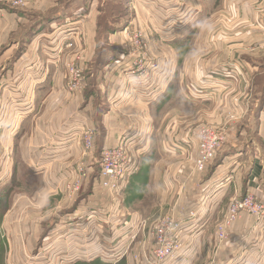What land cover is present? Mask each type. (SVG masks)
Returning <instances> with one entry per match:
<instances>
[{"label":"rangeland","instance_id":"1","mask_svg":"<svg viewBox=\"0 0 264 264\" xmlns=\"http://www.w3.org/2000/svg\"><path fill=\"white\" fill-rule=\"evenodd\" d=\"M56 1L58 4L57 7L42 13L36 8L39 0H25L24 4L20 7H14L0 2V9L5 10L8 12V15L13 17L12 12L16 15L20 14L24 16L22 17L25 19L26 24L20 26L19 30H17L19 33L18 38L20 39L18 44H21L20 48H23L24 46L22 45L25 44V42H22V38L27 39L28 34L35 27L42 25L43 22H46L49 18L51 19L55 14L66 13V17L69 18L74 11L81 8L84 10L80 17H71L72 21L66 22L64 21L65 19H62L59 25L52 27L48 31L49 34H45L47 38L45 42L51 46L49 47L47 45L48 50L46 53L48 55H54L58 59H55L57 62L56 65L62 61L63 55L65 56L64 62L61 64L64 67L58 72L60 76H65L66 85L69 81L66 66L74 65L75 63L79 65L82 73V80L80 81L81 90L74 95L68 93L67 89L66 92L69 94L68 96L75 105L76 110L80 111L84 106L82 97L87 91L88 83L94 84L98 80L105 81L102 78L103 74L100 73L102 67L94 68L97 66L98 60L93 62L94 65H88L89 57L87 56V51L85 52L91 43V41L86 42L87 38H90L89 33H87V26L93 24L95 20V18L93 19L94 14L97 16V13H102L103 8L99 3L103 0ZM115 1H117L116 4H109L104 7L105 14H101L99 21H97V31L92 36L96 53L98 48L106 51L119 48L117 45L112 46L108 43L106 33H109L110 30L107 28L110 25H113V27L122 25L120 23H122L124 18L121 14L129 15L130 12L126 7L127 0ZM191 1H164L170 9L172 7L169 4L177 5L173 9H178L179 11H176L178 12L177 14H181L178 20L180 18H187L189 16L188 11H193L190 18L198 15L202 11L200 13V19L191 25L186 32V34L191 33L192 35L190 37V39L192 38L190 45H175L173 42L161 41L158 36L157 41H153L152 43L151 40L149 41L146 32L140 27H136L133 31H129L124 35L122 39L123 48L127 51L129 57L133 59L137 51L129 42V37L135 33L136 35H142L146 46V53L145 56H142V53L138 57L140 59L143 57L141 60L144 64L153 62L157 65L156 80L154 79L152 81L153 72L148 71V74H150L148 76V83L152 86V90L149 91L150 93L152 92L150 95L156 90L159 93V89H164L163 85L161 88L159 86V78L162 75L163 69L161 71V67H159V63L157 62L159 58L156 59L151 52V47H155L156 44L157 51L159 53L164 51L165 55H167V50H177L179 68L181 69L183 66L185 67L184 60L186 59L190 65L193 62L199 68L198 72L204 73V71L207 72L213 69L209 73V77L220 74L224 78L235 81L233 83L231 82V84H226L222 88H209V90H206L202 87L194 88L188 85L187 83H190V78L183 76V83H180V86L181 92L186 98L185 101L188 102L187 105L174 99H166V101L161 102L160 97H157L159 98L157 99V105H145V113L141 114V117L143 119L145 118L144 122L138 121V113L135 112L136 109L134 107L130 109H121L119 106L115 107L116 105L112 107L121 118L126 119L127 125L131 126V128L136 130L137 125L141 126L144 123L148 129L147 135L142 137L138 147L136 146V150L133 152L129 151L126 142L127 137L129 135L132 136L134 133H132L133 129L130 130V133L128 132L123 135L119 143L113 146L119 147L122 146V142L125 143L134 164V173L123 180L121 189L117 194H109L101 185L100 162L102 160V154L106 149L113 147L100 150V143L104 141L101 132L102 123L92 114L91 122L97 130L95 132V130L90 128L92 130V137H90L92 149L91 151L87 150L84 134L81 133L79 141L82 143V152L75 159L70 180L66 181L64 188H62L65 201L61 204L66 207L65 211L67 215H70L72 220L69 224H66L68 226H65L66 228H59L60 226L63 227L64 224L54 228L55 233L53 236L56 235L57 230H66V234H68L66 236H71L72 239L79 237V234H82L81 232H87L92 227V223L88 220L87 216L100 217L99 221L109 219L104 222L107 225L102 227L108 228L112 236L115 235L113 243L107 241V248L110 251L114 250L112 253V255L114 254L112 257L114 258V264H119V262L120 264H124V259L126 258L134 262L142 260L144 264H157L153 257V252L157 250L155 230L157 225L161 221L179 215L180 212H184L185 210L199 212L203 204L205 207L207 203V208L212 210L210 213L212 216L209 218L208 224L210 228L215 226V236L218 241L217 233L221 230L220 228L223 226V223L228 219L227 214L231 203L234 200L244 199L249 193H253V191L248 193L244 191L243 193L245 194L243 196L236 197L233 195L232 188L223 189L225 190L224 196L220 200L216 198L210 203V199L214 195L213 192H215L214 186L217 184L226 186V181H233L228 174V172L231 173L232 171L237 174L239 178L238 182L241 185L243 183L244 186L245 180L253 169V165L259 164L262 166L264 164V129H262L264 128V0ZM160 2L163 3V1ZM75 6H79V8L75 9ZM201 8L203 9L201 10ZM174 15V13L172 15L166 13L164 18L168 20L172 17L174 18ZM81 16L86 17L85 19L88 21L85 24V31L84 26L81 27L83 22ZM112 17L113 20H111ZM162 19L163 17L159 18V21ZM77 28L83 30L81 40H84V37L86 39V41H80V43L84 42V47L82 48L79 46L76 47L74 42L77 38L74 35ZM38 50L34 54H25L23 51L19 57L20 59H17L20 65L16 67V72L28 68L29 62L33 59L36 60L35 54L36 56L37 53L39 54ZM195 51H199V53H195ZM107 53V57L110 60L111 52ZM191 54H194V56L190 57ZM86 60L88 62L87 64H85ZM219 64L224 67L222 70H220L219 67L221 65ZM119 67L121 68V66ZM58 72H55L54 75L56 76ZM172 72L169 70L170 76H172ZM0 73H4V71H1V67ZM165 74L166 71L164 72ZM111 75L113 74H107V80L111 78ZM128 75L131 77V71H129ZM175 75H177L175 78L177 80L179 74ZM128 79H125V77L123 79V83H125L124 97L129 95L128 90H130V84ZM178 81L181 82V79ZM178 81L177 84H179ZM52 97L47 96L44 102L48 110L53 107ZM57 102H59V99ZM99 109H101L100 106ZM85 118L81 116L80 119V117L75 116L77 121L74 124V128L78 126L81 130L80 124L86 122ZM72 127L73 125L66 126V134L59 135L61 143L70 141L71 137L69 134L73 133L71 130ZM203 128H211L210 130L214 133H216L215 130L219 131L224 129L227 135L223 144L216 149L213 158L205 164V169L202 172H198L194 167V162L199 155L197 149V134ZM186 132L188 136H184L185 139H193L192 142L196 145V148L193 147L188 154L186 145H184L183 151L177 149L178 146L183 144L180 138ZM96 138L97 144L95 145ZM130 138L133 139V136ZM137 139L138 136L133 139V142H136ZM162 148L167 152L166 154L162 153ZM79 166H82L85 170L86 177L81 182H78L77 192L73 193L70 190V185L75 182L76 178H79ZM262 169V174L264 175V168ZM90 177L91 180H89ZM218 178L219 180H216ZM131 179L133 180L131 181ZM93 180L96 182L94 187V194L96 196L91 197V202L75 203L76 200L86 199L90 191V183ZM40 188L42 187L37 186L32 189V186L27 185L24 187L22 184H17L10 194H8L9 198L7 197V203L0 208V264H10L9 257L13 261V246L14 249L18 247V254L20 256L18 258V264H36L37 261L33 257V254L35 255L38 252L36 248L39 245L41 246V241L52 230L53 225L57 223L59 218L64 215L59 213L54 214L52 210L50 211L54 207V204L56 205L57 201L54 204L52 199H49V204L45 202L43 198L47 194L43 188L39 194L40 207L46 203L48 206H44L45 209L43 208L44 210L38 214L32 213L31 211L33 210L30 209V213L28 214L27 209L33 207L31 204L36 203L31 200V196L39 192ZM220 194H223V192L220 191ZM12 197H15V199ZM135 198H139L137 199L139 201H135ZM8 202L9 205L10 202L14 206L17 205L19 209L16 219L19 227L16 231L15 229L13 231V239L16 237V243L11 242L10 232L12 230L8 231L5 228L11 225L6 223L4 227L2 223V219L9 212L8 207H5ZM262 202L264 203V200ZM50 204L52 205L50 206ZM47 207L48 209L50 208V214L47 211ZM75 209L85 210V219L80 226H77L78 220L75 218ZM184 216H180L179 220H184ZM32 217L38 219L34 228L30 229L26 226V222L28 219H32ZM241 219L226 225L228 238L233 224ZM136 220H138V224L134 228L135 232L130 233L129 230H131V226L134 225ZM70 224L72 225L69 226ZM74 230H77V232ZM132 234H135V236L133 237ZM129 235L131 238H129ZM126 236L129 238V244L127 247L123 246L121 250L122 244L125 241L127 243L128 239L125 238ZM83 237L84 234H82L81 239ZM27 243L30 244L29 249L35 248V251L33 250L34 252L32 251L31 254H29L26 248ZM58 245V242L55 244L52 242L47 243L44 247L43 254L46 256L49 255L51 251H55L54 247ZM120 250L121 253H119ZM120 257L123 259L116 261L115 258L118 259ZM93 262H95L94 264H97V262L102 264L99 262V259H95ZM62 263L65 264L64 261L53 260L48 264Z\"/></svg>","mask_w":264,"mask_h":264},{"label":"crops","instance_id":"2","mask_svg":"<svg viewBox=\"0 0 264 264\" xmlns=\"http://www.w3.org/2000/svg\"><path fill=\"white\" fill-rule=\"evenodd\" d=\"M160 1H163V3ZM164 1L165 0H127L126 7L130 14H121L124 18L122 23H120L122 25L117 27L110 25L107 28L110 30L109 33H106L108 43L112 46L117 45L119 47L110 51L98 48L96 53L92 36L97 31V21H99L101 14H105L104 7L109 4H116L117 1L103 0L99 3L103 10L102 13H97V16L94 14L93 19L95 18V20L93 24L87 26V33H89L90 36V38H87V41L85 37L84 40H81L83 30L79 28L76 29L74 33L77 37L74 41L76 47H84V42L80 43V41H91V48L89 47L85 50L89 57L88 65H94L93 62L98 60L97 66L93 67H102L100 73L103 74L102 78L105 80H98L94 82V84L88 83L89 86H87V91L82 97L84 106L80 111L76 110L75 105L68 96L69 94L66 92L65 76H60L58 72L64 67L61 64H63L65 56L63 55L62 61L56 65L57 62L55 61L56 58L54 55H48L46 53L48 50L47 45L49 44L45 42L47 39L45 34H49L48 31L52 29V27L59 25L62 19H65L64 21L67 22L72 21L71 17L73 16L80 17L84 10L81 8L74 11L69 18L66 17V13L55 14V17L53 16L51 19L49 18L46 22H43L42 25L35 27L28 34L27 39L22 38V42H25V44L22 45L24 46L23 48H20L21 44H18L20 39L18 38L19 33L17 30H19L20 26L26 24L23 18L24 16L20 14L16 15L12 12L14 15L13 17L8 15V12L5 10L3 11L0 9V67L1 71H4L3 74L0 73V208L4 206V204H1L2 195L7 198L8 194H10L17 184H22L24 187L27 185L32 186V189L37 186L42 187L47 194L46 197L43 198L45 202L49 204V199H52L54 204V202L57 201L52 209L49 208L50 211L52 210L54 214H64L61 217L59 216L60 218L57 223L53 225L50 231L51 233L49 232L41 241V246L39 245L36 248L38 252L35 255L33 254L35 261H37L36 264H48L53 260L64 261L65 264H94L95 262H93V260L95 259H99V262L102 264H114V258H112L114 256V254L112 255L114 250L110 251L107 248V241L113 243L115 235L112 236L108 228L102 227L104 225L100 223V217L87 216L88 220L92 223V227L89 228L87 232H81L84 234L83 239H81L82 234H79V237L73 239L71 236H66L68 235L66 234V230H57L56 235L53 236L55 233L54 228L63 224L64 226H60L59 228H64L66 224H69L72 220L70 215H67L65 211L66 207L61 203L65 201L62 193L64 183L70 180L75 159L80 156L82 152V143L79 141L81 131L77 125V127L74 128V124L77 121L75 116L80 117V119L81 116H84V118L86 117L87 119L85 118L86 122H84V124L95 130V132L97 130L91 122V115L93 114L100 120L102 123L101 132L104 140L100 143V150L117 145L123 135L128 132L130 133V130L133 129L132 133H134L132 136L133 139L138 136L137 141L133 142V139L130 138L132 136L130 135L126 140L129 151L133 152L136 150L135 147H138L142 137L147 135L148 129L145 127L146 124L143 123L141 126L137 125V129L135 130L127 125L126 119L121 118L112 107L115 105V107L119 106L121 109H130L134 107V109H136L135 112L138 113V121L144 122L145 118L143 119L141 114L145 113V105H157V99H159L157 97H160L161 102L166 101V99H174L175 101L177 100L187 105L188 102L185 101L186 98L182 94L180 86V83H183V76H188V78H190V83H187L189 81L185 82L188 85L194 88L202 87L206 90H209V88H222L226 84H231V82L233 83V81H235L224 78L220 74L209 77V73L213 69L207 72L204 71V73L198 72L199 68L196 67L193 62L190 65L189 61H186V59L184 60L185 67L183 66L181 69L179 68L177 50H167V55H165L164 51L161 53L157 51L156 44L155 47H151V52L156 59L159 58L157 62L159 63V67H161V71L163 69L162 75L159 78V86L161 88L163 85L164 89H159V93H157L156 90L150 95L152 92L143 93L141 90L130 87V90H128L129 95L124 97L125 83H123V79L124 77L127 79L130 75H128V70H123V66L132 59L122 46V39L127 32L133 31L136 27H140L146 32L149 41L151 40L152 43L153 41H157V36L161 41L173 42V44L179 46H188L191 43L192 38L190 39V37H192V35L191 33L186 34V32L191 25L200 19V13L202 11L192 18H190V16L193 14V11H188L187 13H189V16L185 19L180 18L179 20H181V22H179L178 18L181 14H177L178 12L176 11H179L178 9H173L177 5L169 4L172 7L170 9ZM190 2L192 1L190 0ZM57 6L56 0H39L36 8L42 13ZM77 8H79V6H75V9ZM202 9L203 8H201V10ZM166 13H170L171 15L174 13V18L172 17L171 19L165 20L164 16ZM161 17H163V19L159 21ZM195 17H197V19H195ZM81 18L83 19L81 27L84 26L85 31V24L88 21L84 16H81ZM111 20H113V17ZM39 47L40 49L38 50ZM49 47L51 46L49 45ZM37 50L39 54L37 53V56L35 54L36 60H31L28 68L25 70L16 72V67L20 65L17 59L22 52L24 51L25 54H34ZM107 52H111L110 60L107 57ZM195 53H199V51H195ZM193 56L194 54H191L190 57ZM87 63L86 60L85 64ZM119 66H121V68ZM219 68L222 70L224 67L221 65ZM14 69L15 71H13ZM169 70L173 71L172 76L169 75ZM52 71H54L53 74ZM165 71L166 74L164 75ZM55 72H58L56 76L54 75ZM110 73L113 75L107 80V74ZM175 74H179L177 80L175 79L177 77ZM179 79H181V82L178 81ZM177 81L179 84H177ZM47 96H53V107L50 108L51 110H48L47 106L44 105ZM58 99L59 102H57ZM99 106L101 109H99ZM70 125H73L71 129L73 133L69 134L71 137L70 141L61 143L59 135H65V127ZM184 136H188V133L186 132L185 135L181 136L180 140L183 144L179 146V151H183V147L186 145L188 154L193 147L196 148V145L192 142L193 139H185ZM187 140H189V142H187ZM94 144H97V138ZM162 153L166 154L167 152L162 148ZM259 163L261 164V162ZM262 168H264V164L262 166L254 164L252 171L245 180L244 186L243 183L241 185V183L238 182L239 178L235 172H228L233 181H226V186L223 184L214 186L215 192H213L214 195L210 199V203L216 198L220 200L224 196L225 190L223 189L230 188L233 189V195L236 197H241L245 193L253 191L255 196L263 201L264 175L262 174ZM89 180H91V177ZM132 180L133 179H131V181ZM216 180H219V178ZM95 185L96 182L93 180V182L90 183V191L86 199L76 200L75 203L80 204L85 201L91 202V197L96 196V194H94ZM42 188H40L39 192L32 194L31 200L36 203L31 204L33 207L27 209L28 214L30 213V209L33 210L31 211L32 213L38 214L45 209L44 206H48L46 203L40 207L39 194L42 192ZM6 189H8V192L4 194L5 192L3 191ZM220 191L223 192V194H220ZM244 191L246 192L243 193ZM12 198L15 199V197ZM137 199L139 198H135L134 200L136 201ZM51 205L52 204H50V206ZM207 206H205V209L203 204L195 220H185L183 222L187 229V233L183 238V251L187 258L185 257L183 264H264V223L258 221L254 217L243 214L242 219L233 224L228 240L219 242L216 240L215 226L210 228L208 224L209 218L212 216L210 214L212 210L208 209ZM5 207H8L9 212L6 213V216L2 219V223L4 227L6 223L11 225L5 228L8 231L12 230L10 232L11 242L16 243V237L13 239V231L14 229L16 231L19 227L16 220L19 209L17 205H12V202H10V205L8 202ZM49 209L47 207V211L50 214ZM84 214V209H75V218L78 220L77 226H80L82 222H84ZM37 219L38 218L35 217L28 219L26 226L33 229ZM40 221L42 220L40 219ZM137 224L138 220L131 226V230H129L130 233H133V231L135 232L134 228ZM71 225L72 224L69 226ZM74 231L77 232V230ZM132 236L134 237L133 234ZM51 237L53 238L49 239ZM125 238L128 240L127 243L125 241L124 244H122L121 250L123 246H128L131 236L129 238L126 236ZM50 242L53 244L58 242L59 245L54 247L55 251H51L50 254L46 256L43 254V250L45 245ZM29 247L30 244L27 243L26 248L29 254H31L33 250L35 251V248L29 249ZM13 249V261H11L10 257L8 260H10V264H18V258L20 257L18 254V247ZM121 250L119 253H121ZM115 259L119 261L123 258L120 257ZM124 260V264H144L142 260H139V262L131 261L129 258ZM97 264L100 263L97 262Z\"/></svg>","mask_w":264,"mask_h":264},{"label":"built area","instance_id":"3","mask_svg":"<svg viewBox=\"0 0 264 264\" xmlns=\"http://www.w3.org/2000/svg\"><path fill=\"white\" fill-rule=\"evenodd\" d=\"M25 0H0L2 4H8L14 7H20L24 4ZM129 42L136 48L137 54L133 56L129 62L123 67L131 71V77L128 82L130 87L141 90V92H149L152 88L148 83L149 78L148 71H152V81L157 76L156 63H146L138 57L139 55L145 56L146 46L143 41L142 35L133 34L129 37ZM71 47V45H69ZM69 81L67 82L66 89L68 93L74 95L81 90L80 81L82 80L81 71L79 65L75 63L70 66H66ZM151 81V82H152ZM1 111V107H0ZM81 125V133L84 134L85 147L91 151L90 137H92V130ZM211 128H203L197 134V149L199 155L194 162V167L198 172H202L205 169V164L208 163L214 156L217 148H219L225 138L226 130H215L214 133ZM214 130V129H213ZM87 145V146H86ZM179 146L177 149L179 150ZM101 164V179L102 188L107 190L109 194H117L121 189L123 180L134 173V164L125 143L122 142V146L106 149L102 154ZM79 178L75 179V182L70 185L71 192H77L78 182H81L86 177V172L79 166L78 168ZM198 211L189 210L180 212L179 215L172 216L160 222L155 228L157 236V250L153 252V257L157 264H183L185 261V253L183 251V238L187 233V229L183 222L193 221L197 217ZM248 215L256 218L258 221L264 223V203L260 201L253 193H249L244 199L234 200L228 211V219L221 230L217 233V239L219 242H224L228 238L226 233V225L231 222H235L242 218V215ZM183 217L184 220H179V217ZM109 219L100 221L102 225H107L104 222ZM135 236V234H133ZM187 258V257H186Z\"/></svg>","mask_w":264,"mask_h":264},{"label":"trees","instance_id":"4","mask_svg":"<svg viewBox=\"0 0 264 264\" xmlns=\"http://www.w3.org/2000/svg\"><path fill=\"white\" fill-rule=\"evenodd\" d=\"M3 192H5L4 194H6L8 192V189L4 190ZM1 198H2V200H1L2 203L1 204L5 205L7 203V198L4 195H2Z\"/></svg>","mask_w":264,"mask_h":264}]
</instances>
